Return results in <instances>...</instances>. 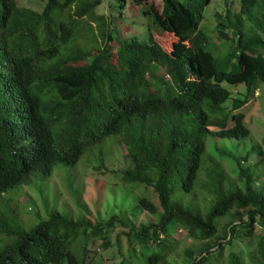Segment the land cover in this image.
<instances>
[{
	"label": "trees",
	"instance_id": "1",
	"mask_svg": "<svg viewBox=\"0 0 264 264\" xmlns=\"http://www.w3.org/2000/svg\"><path fill=\"white\" fill-rule=\"evenodd\" d=\"M101 2L45 0L34 10L0 0V264H96L88 243L105 241L116 222L128 229L123 264H264V169L234 153L249 135L239 111L248 95L232 92L264 82V0L216 13L213 37L200 28L209 0H131L146 23L127 37L117 28L126 0H113L117 16L96 13ZM154 31L176 38L171 50ZM221 41L228 48L218 59L209 47ZM109 137L130 162L122 183L151 187L157 203L139 197L131 219L91 223L55 208L21 223L10 188L44 180ZM140 210L154 220L136 225ZM173 226L193 242L180 249ZM245 236L254 247L224 259V247Z\"/></svg>",
	"mask_w": 264,
	"mask_h": 264
},
{
	"label": "rangeland",
	"instance_id": "2",
	"mask_svg": "<svg viewBox=\"0 0 264 264\" xmlns=\"http://www.w3.org/2000/svg\"><path fill=\"white\" fill-rule=\"evenodd\" d=\"M16 1L19 6L30 7L34 10H41L45 3V0ZM112 2L113 0H102L96 8V13L117 16L118 12L112 8ZM149 2L157 7L161 5V0H149ZM228 8L237 12L238 0H209L204 9L200 28L206 29L205 32L209 36H215V14H224ZM119 15L122 20L117 23V28H119L121 37L142 35L146 20L136 16V8L131 0H126ZM232 19L235 20L234 17ZM131 21H134V24L128 26L127 24ZM82 30L88 32V27H84ZM153 34L166 51L171 50L172 44L176 40L174 36L157 31H154ZM227 48L228 42L221 41L220 44L214 43L212 47H209V50L219 59L225 57L226 52L224 50ZM158 74H164L161 68L158 70ZM222 84L229 89L233 87L225 82ZM232 92L235 97L243 98L248 95L239 111L243 114V123L248 128L249 135L237 144L234 153L237 157L246 158L243 161L244 165L258 163L264 169V82L250 94L246 91L244 84L236 85L232 88ZM225 106L231 108V101L226 102ZM112 138H107L103 148L99 145L87 148L73 165L63 162L56 163L52 170L53 173L44 180L32 178L29 182L10 188L6 192V196L11 197V204H18L17 207H20L21 223L26 220V226L32 224L37 221V214L40 213L43 216L55 208L73 219L85 217L91 223L110 214H120L131 219L139 197L145 196L157 203L156 194L151 187L122 183L119 171L127 167L130 162L120 144L110 145ZM207 139L209 140L210 137ZM209 141L208 148L210 149L213 144ZM218 141L222 142L223 140L218 138ZM101 148L105 152L102 159L96 155V150ZM221 162L225 171L234 177V164L226 159ZM71 189H74V192ZM74 194L75 196H73ZM152 220L154 218L149 213L140 210L135 223L136 225L144 224ZM228 220L229 217L227 216L222 221L227 222ZM173 227L175 231L171 234V238L181 241L180 249L193 242L183 229ZM127 230L116 222L105 241L92 237L88 243V260L96 264H123V254L127 249V240L123 232ZM262 230L260 225H257L254 232L260 233ZM252 240L253 238L245 236L237 239L233 245L225 246L222 250L223 258H226L229 251L244 250L247 246L253 248L254 242ZM174 257H176L175 253L170 255V258Z\"/></svg>",
	"mask_w": 264,
	"mask_h": 264
}]
</instances>
